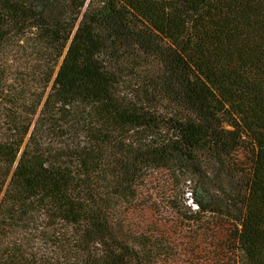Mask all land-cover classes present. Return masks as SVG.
I'll return each instance as SVG.
<instances>
[{
    "label": "trees",
    "instance_id": "1",
    "mask_svg": "<svg viewBox=\"0 0 264 264\" xmlns=\"http://www.w3.org/2000/svg\"><path fill=\"white\" fill-rule=\"evenodd\" d=\"M263 194L264 0H0V264H264Z\"/></svg>",
    "mask_w": 264,
    "mask_h": 264
},
{
    "label": "rangeland",
    "instance_id": "2",
    "mask_svg": "<svg viewBox=\"0 0 264 264\" xmlns=\"http://www.w3.org/2000/svg\"><path fill=\"white\" fill-rule=\"evenodd\" d=\"M25 57L22 55H19L17 53H13L9 56L8 59V73H9V84L11 86H15L17 88H20L18 81L16 79H19V75L24 73L26 68V62ZM244 99L247 101L249 105L257 106L258 105V98L251 95L246 94L244 96ZM190 203V201H189ZM195 209L194 207H192ZM253 222L254 225L258 228L260 233L264 235V194L263 197L256 201L255 203V209L253 213Z\"/></svg>",
    "mask_w": 264,
    "mask_h": 264
}]
</instances>
